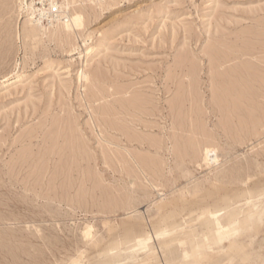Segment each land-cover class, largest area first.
I'll use <instances>...</instances> for the list:
<instances>
[{
  "label": "rangeland",
  "instance_id": "obj_1",
  "mask_svg": "<svg viewBox=\"0 0 264 264\" xmlns=\"http://www.w3.org/2000/svg\"><path fill=\"white\" fill-rule=\"evenodd\" d=\"M46 1L0 0V264H264V0Z\"/></svg>",
  "mask_w": 264,
  "mask_h": 264
},
{
  "label": "bare ground",
  "instance_id": "obj_2",
  "mask_svg": "<svg viewBox=\"0 0 264 264\" xmlns=\"http://www.w3.org/2000/svg\"><path fill=\"white\" fill-rule=\"evenodd\" d=\"M48 1H49V8H50V10H54V11H56V12L59 13L58 16H56V19H55L57 21L61 20L59 23H61L62 26H59L58 27L59 30L57 31L59 35H61V36L62 35L63 36H70L71 34H75L77 32L76 30L81 29V27L84 24V16L82 14H80L79 12H77V11H74V12L70 13V11H65L64 10L65 7H68L69 8V6L71 4V0H65L61 4H59V0H48ZM30 13H31V18L30 19L34 23H36L37 21L34 19L35 18V15L32 14V13H34V11H32ZM66 14H67V16H64ZM30 32L31 33H35L37 31H30ZM41 33H42V31H41ZM247 194H250V192L247 193ZM231 199H232V196L231 195H225L224 198H223V205H222V207L219 210H216V211L211 212L209 215L205 216L204 219H202V220H204L205 226L209 229V233L206 234V236L202 240H200V239L199 240L192 239L191 241L189 240L190 241V244L192 246V249H193V255H192L193 257H197L198 258L200 256H203L206 253L205 252V248H204L205 245H206V243H208V242H220V241H222L226 237L227 234H230V232L228 233L226 231L227 228L224 225H222V223L219 220L215 219L213 217V215H216L220 211H222V210L225 209V210L228 211L227 214H226V217H225V218H227V221L228 222H234V221H236V218H237V215H238V211H237L236 208H234V206L228 205L230 203V200ZM255 211H256V206H253L250 209V216H253L255 214ZM170 226H171V231L169 233H172L173 234L176 231V226L173 223H170ZM87 229H88V227H87ZM87 229L84 232L85 235L88 234V232L92 230V229H88V230ZM165 234L166 233H161V235H165ZM90 235H92V234H90ZM86 238H87V236H86ZM159 238H161V237H159ZM150 239H151V237H149V235H146V234L143 233V234H139L136 237V239L131 240V241L130 240L127 241L126 245L130 246L129 249L131 250L130 251V255L128 257H131V258L135 259L138 254H146V255H148L149 254L148 252L151 249L150 248V243H149ZM117 246L118 245H116V247H114L112 249H109L106 253H113V251L117 248ZM185 257H186V255H185ZM194 260H196V259L194 258ZM118 264H120V263H118Z\"/></svg>",
  "mask_w": 264,
  "mask_h": 264
}]
</instances>
